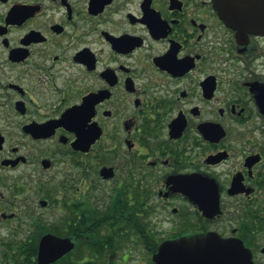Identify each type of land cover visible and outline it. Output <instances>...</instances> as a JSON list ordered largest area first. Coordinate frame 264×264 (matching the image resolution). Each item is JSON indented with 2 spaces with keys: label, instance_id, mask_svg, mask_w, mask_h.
<instances>
[{
  "label": "flooded vegetation",
  "instance_id": "obj_1",
  "mask_svg": "<svg viewBox=\"0 0 264 264\" xmlns=\"http://www.w3.org/2000/svg\"><path fill=\"white\" fill-rule=\"evenodd\" d=\"M135 203L264 264V33L215 0H0L2 261L115 207L135 246Z\"/></svg>",
  "mask_w": 264,
  "mask_h": 264
},
{
  "label": "water",
  "instance_id": "obj_2",
  "mask_svg": "<svg viewBox=\"0 0 264 264\" xmlns=\"http://www.w3.org/2000/svg\"><path fill=\"white\" fill-rule=\"evenodd\" d=\"M215 5L230 27L264 33V0H215ZM75 247L70 238L48 234L40 241L38 264H55ZM152 261L154 264H254L252 252L242 241L224 239L216 233H189L165 239Z\"/></svg>",
  "mask_w": 264,
  "mask_h": 264
},
{
  "label": "trees",
  "instance_id": "obj_3",
  "mask_svg": "<svg viewBox=\"0 0 264 264\" xmlns=\"http://www.w3.org/2000/svg\"><path fill=\"white\" fill-rule=\"evenodd\" d=\"M122 214L121 208L115 207L108 213V215L114 216L112 219L101 223L78 224V227L82 228L81 231L90 232L89 237L77 238L74 251L56 264H118L114 259L125 249L128 256L122 258L120 264H130L128 261L132 256L134 240L117 235L119 232H123V228L127 224L120 217ZM141 214H145L146 217L143 218ZM87 225H90V228L86 227ZM154 234L150 213L147 212L144 205L135 203V241L140 240L152 256L161 242ZM38 241L39 238H35L34 243L23 252L24 260H16L15 264H37ZM150 264H154L152 258Z\"/></svg>",
  "mask_w": 264,
  "mask_h": 264
},
{
  "label": "rangeland",
  "instance_id": "obj_4",
  "mask_svg": "<svg viewBox=\"0 0 264 264\" xmlns=\"http://www.w3.org/2000/svg\"><path fill=\"white\" fill-rule=\"evenodd\" d=\"M152 229L154 231L155 237H157V240H161L164 238L163 236V229L164 225L162 223H152ZM126 255V249L119 253L118 256L115 257V261L120 264L122 262V258L127 257ZM152 255L146 250L144 245L140 240L135 241V246L132 244V256L129 258L128 263L130 264H150ZM0 264H5L4 261H2V255L0 254Z\"/></svg>",
  "mask_w": 264,
  "mask_h": 264
}]
</instances>
